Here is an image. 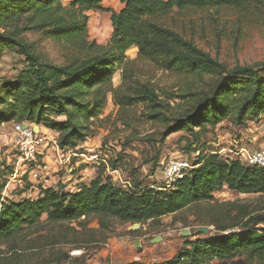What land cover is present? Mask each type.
Instances as JSON below:
<instances>
[{"label":"trees","instance_id":"16d2710c","mask_svg":"<svg viewBox=\"0 0 264 264\" xmlns=\"http://www.w3.org/2000/svg\"><path fill=\"white\" fill-rule=\"evenodd\" d=\"M104 1L0 0V58L4 51L15 50L25 60L16 80L0 87V125H43L58 135L60 150L77 152L92 137V122L98 120L111 96L118 110L139 104L145 107L148 120L157 128L156 134L145 139L150 148L184 133L194 138L189 150L196 152L198 146L193 145L207 126L213 129L228 120L245 128L259 118L264 111V62L228 67L156 20L175 9L240 8L246 0H116L123 8L110 12L113 33L103 46L90 40L86 14L105 11ZM26 32L67 48L70 55L60 65L45 61L24 41ZM133 48L141 60L186 79L184 89L169 97L176 102L174 107L149 86L133 80V63L126 57ZM116 72L121 74L118 87L112 84ZM61 117V123L54 120ZM190 164L193 168L169 189L159 188L164 183L142 188L135 181L120 186L115 173H110L118 170L113 161L109 167L106 162L100 165L94 179L73 191L59 183L56 188L41 187L32 200L0 198V255L2 247L17 252L20 243L43 227V218L48 225L94 217L103 229L109 220L141 228L208 203L215 204L207 212L212 220L210 224L200 221L199 226L213 227L212 237L192 239L203 235L194 233L184 238L172 258L153 264H231L241 258L264 261V208L251 212L235 203H215L224 188L264 199V168L248 166L239 158H221L218 153L200 154ZM68 262L77 261L64 254L50 263Z\"/></svg>","mask_w":264,"mask_h":264},{"label":"rangeland","instance_id":"374dc122","mask_svg":"<svg viewBox=\"0 0 264 264\" xmlns=\"http://www.w3.org/2000/svg\"><path fill=\"white\" fill-rule=\"evenodd\" d=\"M245 2L240 8L183 11L175 9L167 15L157 17L156 20L228 67L251 66L264 62V0ZM102 8L105 11L88 12L86 15L90 40L105 46L113 33L110 12L119 13L123 5L116 0L107 1L102 4ZM22 37L27 44L33 45L36 52L47 62L60 65L70 55L67 48L43 40L39 34L26 32ZM126 57L133 63V80L149 86L164 103L174 107L176 102L169 97L184 89L186 79L141 60L135 48L127 51ZM24 68V57L19 56L15 50L4 51L0 58V87L5 83L14 82ZM112 84L114 87L121 84L120 72L112 76ZM147 112L140 104L118 110L109 96L98 120L92 122V137L77 148V151L84 153L87 158L89 154L96 153L101 161L98 166L92 162L80 164L81 158H77L76 162V158H72L70 167H66L61 165L63 155L59 153L55 156L56 152L50 148L45 163L38 159L29 169L20 166L15 177L14 169L18 166L15 160L12 125L17 122L1 123L0 198L14 201L32 200L39 196L41 187L44 190L56 188L59 183L65 185L67 190L73 191L76 187L70 186L73 182L71 175L76 173L74 179L78 176L87 182L96 177L98 169L105 162L109 167L113 161L117 163L118 170L110 173H115V179L120 186L135 181L142 188H150L163 183L164 168L173 160L184 159L193 163L196 156L211 153H218L221 158L233 160L241 158V154L246 157L247 153L264 148V111L258 119L247 123L245 128L235 127L228 120L222 121L213 129L207 126L197 136L198 144L193 145L194 148L198 146L196 152L189 150L190 145L195 142L194 138L184 133L169 136L155 149L145 144V139L157 131L156 126L148 120ZM54 120L58 123L64 121L63 118ZM36 126L42 130L41 133L57 142L58 135L55 132L43 125ZM49 144L51 145L50 142ZM83 165H86V169H82ZM30 172L38 174V178L35 179L33 174L31 177ZM57 177L61 179L58 183ZM215 203H235L251 212L264 208V199L260 195L237 194L226 188ZM214 205L201 203L198 209L189 208L175 216L163 217L157 223L145 224L140 228L138 235L129 234L130 226H121L114 220L107 221L108 228L103 229L94 217L61 226L48 225L43 218V227L33 231L20 243L17 252L1 248L4 253L0 255V264H51L56 255L67 254L71 257L73 250L82 251L81 256L71 257L77 261L76 264H122L135 259H141L145 263L166 261L181 249L185 239L180 234L184 230H190L191 236L195 229L201 227L200 221L210 224L212 219L208 217L207 212ZM197 215L198 220L195 219ZM204 227H208L209 232L192 239L212 237L214 228ZM155 237H161L162 240L151 243ZM140 239L142 244H139ZM135 243L137 246H134ZM15 253L18 256H14ZM233 264H264V261L241 258Z\"/></svg>","mask_w":264,"mask_h":264},{"label":"built area","instance_id":"2783aa9c","mask_svg":"<svg viewBox=\"0 0 264 264\" xmlns=\"http://www.w3.org/2000/svg\"><path fill=\"white\" fill-rule=\"evenodd\" d=\"M22 125H27V128L22 130ZM34 125L35 124L33 123H17L12 125V139L14 151L16 152L15 160L16 165L18 166L14 169V177L17 175V170L20 166H24L26 168L28 167L29 169L37 163L38 159L43 160L45 157H47L50 148L56 152L55 156H57V154L59 155V153L63 155L62 159L59 160L62 161L61 165L66 167H70L72 158H81L82 160H86L87 163L92 162L93 165L96 164L97 166L101 162L96 153L89 154V157L87 158L84 153L77 155L76 152L73 151L64 152L60 150L57 142H55L54 139H49L48 135L43 133L35 134L33 131ZM244 156L245 155L241 154V158L239 159L242 160V162L246 165L264 168V148H260L250 154L247 153L246 157ZM192 168V165L184 159H177L169 162L163 171L164 184L159 188L169 189L176 181L183 179L186 176L187 171L191 170ZM33 173H29L31 177ZM33 177L37 179L38 174H33ZM81 254V250H73L70 255L71 257L76 258L81 256Z\"/></svg>","mask_w":264,"mask_h":264},{"label":"water","instance_id":"95a60500","mask_svg":"<svg viewBox=\"0 0 264 264\" xmlns=\"http://www.w3.org/2000/svg\"><path fill=\"white\" fill-rule=\"evenodd\" d=\"M22 130H24V129H26L27 128V125H22ZM33 131H34V133L35 134H38L39 133V127L38 126H36V125H34L33 126ZM138 229H140V225L139 224H135V225H132V226H130V231H136V230H138ZM209 232V228L208 227H200V228H198V229H196L195 230V234H207ZM190 230H184L181 234H180V236L182 237V238H188L189 236H190ZM160 240H162L161 239V237H155L152 241H151V243H158ZM134 246H137V243H135L134 244ZM219 264H227L226 262H223V263H219ZM233 264V263H232Z\"/></svg>","mask_w":264,"mask_h":264},{"label":"crops","instance_id":"0c3cea01","mask_svg":"<svg viewBox=\"0 0 264 264\" xmlns=\"http://www.w3.org/2000/svg\"><path fill=\"white\" fill-rule=\"evenodd\" d=\"M109 2V1H115V0H105L104 2ZM103 2V3H104ZM102 3V4H103ZM57 119H62V117L61 118H57ZM64 119V118H63ZM41 129L39 128V133H41ZM76 154L77 155H80L81 154V152L79 153L78 151L76 152ZM48 158L47 157H45L44 159H43V163H45V160H47ZM82 160V159H81ZM77 161V159H74V162H76ZM83 162H86V161H84V160H82L81 161V163L80 164H82ZM76 165H79V163H76ZM86 165H83L82 166V169H84V167H85ZM85 169H86V167H85ZM79 173H81V171L79 172ZM76 174V173H75ZM75 174H73V175H71L70 176V178L71 179H73L72 181V183H71V185L70 186H74V187H77L78 185H80V184H88L90 181H87V182H85V180L84 179H82V178H78V176H77V178L76 179H74L76 176H74ZM79 175H81V174H79ZM82 176V175H81ZM57 179H58V177H57ZM60 180L61 179H58V181H57V183L58 182H60ZM70 186H67V187H69L70 188ZM53 188V187H52ZM140 243L139 244H142V242L143 241H141V239H140V241H139ZM131 262H139V263H141V264H153V263H160V262H163V261H160V262H153V263H145L144 261H142L141 259H135V260H131L130 262H123L122 264H128V263H131Z\"/></svg>","mask_w":264,"mask_h":264}]
</instances>
